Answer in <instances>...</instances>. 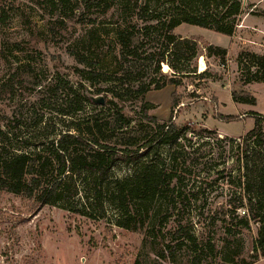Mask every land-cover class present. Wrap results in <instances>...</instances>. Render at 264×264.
<instances>
[{"label":"rangeland","instance_id":"rangeland-1","mask_svg":"<svg viewBox=\"0 0 264 264\" xmlns=\"http://www.w3.org/2000/svg\"><path fill=\"white\" fill-rule=\"evenodd\" d=\"M90 1L73 0L69 10L60 8L51 14L46 0H0V8L8 12L0 35V126L12 132L14 154L23 146L22 139L44 142L66 130L70 120L59 112L68 99L63 85L85 92L79 88L82 80L77 72L84 66L76 63L68 47L78 46L87 54L85 46L93 39L98 71L104 77L97 84L104 91L94 97L105 103L87 104L83 115L106 116L111 88L119 95L115 109L122 110L132 124L147 119L142 110L145 100L151 106L149 116L160 122L172 120L185 131L176 145L160 148L165 161L175 152L179 157L172 170L177 178L165 189L170 204L156 203L162 209L151 214L147 229L130 231L117 225L114 207L99 220L61 206L47 205L35 212L30 199L0 190V264H197L199 260L200 264H264L257 224L250 220L248 227L244 225L248 209L257 210V192L245 186L253 162L247 170L245 158L239 159L243 137L255 126L253 114L264 115V82L249 83L240 62L247 53L264 56V0H242L241 23L233 36L179 26L175 35L198 43L197 57L179 66L196 72L180 78L178 87L151 90L145 96L137 93L140 85L160 81L161 74L174 76L166 62L162 73H156L150 58L164 50L158 36L162 30L151 28L156 35L139 50L140 59L122 58L116 32L121 28L140 35L141 28L158 22L137 19L139 7L149 3L151 11L166 18L170 4L161 0L157 7L158 0H123L121 8L119 0L95 5ZM77 3L82 13L75 17ZM4 38L24 41L26 48L37 52L13 51ZM210 45L227 49L225 59L209 56ZM127 87L135 95L127 94ZM234 95L252 96L256 104L235 102ZM130 173L121 165L115 169L116 177Z\"/></svg>","mask_w":264,"mask_h":264},{"label":"trees","instance_id":"trees-1","mask_svg":"<svg viewBox=\"0 0 264 264\" xmlns=\"http://www.w3.org/2000/svg\"><path fill=\"white\" fill-rule=\"evenodd\" d=\"M52 6L51 14L60 8L69 10L73 0H46ZM106 0H92L90 4H102ZM158 0L157 7H160ZM171 10L168 17H161L160 13L151 11L149 3L139 7L136 18L144 22L156 21L158 25L141 28L140 35L120 29L116 32L118 44L123 59L128 55L141 58L139 50L149 40H154L153 29L160 27L162 33L159 38L164 41V50L153 52L152 58L156 64V73H162V63L166 62L174 76L162 75L160 81L150 82L138 87L139 96H145L151 90H162L168 86L179 85V79L191 76L195 70L190 66L180 67V62L193 60L198 55V43L194 39L182 38L174 31L182 24L198 26L226 36H233L241 23L243 14L242 0H166ZM121 8L123 0H119ZM80 5V6H79ZM75 7V6H74ZM74 15L82 13L81 4L77 3ZM128 9L125 8L126 12ZM7 11L0 8V35L4 33ZM52 21V20H51ZM32 30L31 23H28ZM153 28V29H151ZM151 31V32H150ZM153 31V32H152ZM8 43L9 39L4 38ZM24 41H10L12 50L23 53L37 52L34 47L26 48ZM85 49L87 54L77 46L70 45L68 53L76 63L84 66L77 69L82 82L79 88L84 93L63 85L68 99L65 108L59 112L69 118L66 130L53 139L39 143L31 139L21 140L23 146L14 154L11 149L13 135L0 126V190L21 195L33 201L35 212L44 206H61L67 211L99 220L107 216L108 209H115L118 219L117 225L130 231H144L148 227L151 214L158 213L162 207L158 202H166L165 189L177 175L172 171L179 160L175 152L170 161L160 156V148L176 145L182 138L184 130L169 122H160L157 117L149 116L150 104L143 100L144 120L132 121L122 110L115 109L114 100L119 99L118 93L109 88L112 99L106 116L98 114L83 115L87 104L94 105V94L104 91L97 84L103 80L99 68L97 44L91 39ZM208 55L224 60L227 49L208 47ZM29 54V53H28ZM30 56H35L32 53ZM40 55V54H39ZM169 59V60H168ZM243 73L249 78V83L264 82V56L257 53H247L241 57ZM27 72V71H26ZM126 73L119 80L123 81ZM178 76V77H177ZM111 80V79H106ZM83 82L89 83V85ZM91 84V85H90ZM90 87L95 88L94 91ZM127 94L135 95V90L127 87ZM144 99V98H143ZM234 101L240 104H256L252 96L234 95ZM178 103L174 100L172 107ZM114 106V107H113ZM255 126L244 137L239 146L241 156L245 158L248 170L252 163L250 175L246 177L245 186H252L257 192V210L248 209V217L244 225L249 226L253 220L259 228L258 245L264 246V115L254 113ZM255 148L251 149V143ZM169 164V167L167 165ZM118 165L131 170L124 177H116L115 169ZM174 191V190H173ZM144 215L140 221L139 217ZM137 224H140L138 227ZM180 231L175 233V240ZM177 234V235H176ZM188 236L189 240L195 238ZM264 256V249L262 252ZM200 260L197 264H200Z\"/></svg>","mask_w":264,"mask_h":264},{"label":"water","instance_id":"water-1","mask_svg":"<svg viewBox=\"0 0 264 264\" xmlns=\"http://www.w3.org/2000/svg\"><path fill=\"white\" fill-rule=\"evenodd\" d=\"M95 102H97V103H99V104H104L105 103V101L103 100V99H100V100H95Z\"/></svg>","mask_w":264,"mask_h":264},{"label":"crops","instance_id":"crops-1","mask_svg":"<svg viewBox=\"0 0 264 264\" xmlns=\"http://www.w3.org/2000/svg\"><path fill=\"white\" fill-rule=\"evenodd\" d=\"M242 17V16H241ZM239 27V26H238Z\"/></svg>","mask_w":264,"mask_h":264}]
</instances>
